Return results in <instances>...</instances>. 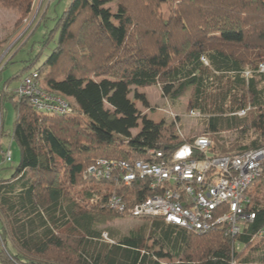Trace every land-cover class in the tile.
<instances>
[{"label":"trees","instance_id":"1","mask_svg":"<svg viewBox=\"0 0 264 264\" xmlns=\"http://www.w3.org/2000/svg\"><path fill=\"white\" fill-rule=\"evenodd\" d=\"M34 2L0 0V6L19 15V28ZM130 5L69 0L13 78L21 83L37 73L41 90L65 101L68 112L34 108L31 97L10 89L12 79L0 86V94H9L3 106L16 112L11 137L20 147L11 177L0 174V264H264V251L251 257L264 241V164L250 186L257 195L248 190L247 211L255 218L235 237L221 226L200 233L159 217L135 218L147 222L127 235L99 228L131 217L108 206L111 195L131 208L152 192L141 180L120 182L117 170L110 179L93 177L89 167L101 159L148 161L151 150L171 158L194 142L179 140L176 122L143 115L129 99L133 93L150 108L137 89L157 87L176 104L188 95L206 136L236 134L235 143L218 140L217 156L264 149V0Z\"/></svg>","mask_w":264,"mask_h":264},{"label":"built area","instance_id":"2","mask_svg":"<svg viewBox=\"0 0 264 264\" xmlns=\"http://www.w3.org/2000/svg\"><path fill=\"white\" fill-rule=\"evenodd\" d=\"M37 78V73L24 77L15 91L31 97L32 106L38 110L68 112L67 103L44 93ZM150 153L148 161L101 159L88 168L91 176L105 179L114 177L117 170L120 182L130 185L141 180L152 192L131 208L123 197L113 194L108 199L109 207L133 218H163L200 233L221 226L225 234L232 237L240 234L244 225L255 218L254 213L247 211L251 204L248 190L261 176L264 149L217 156L213 140L203 135L197 137L193 145L181 147L171 158L160 150ZM0 156L5 163L13 161L11 151H4L1 141ZM104 238L108 240L107 234Z\"/></svg>","mask_w":264,"mask_h":264},{"label":"rangeland","instance_id":"3","mask_svg":"<svg viewBox=\"0 0 264 264\" xmlns=\"http://www.w3.org/2000/svg\"><path fill=\"white\" fill-rule=\"evenodd\" d=\"M136 1L137 0H129V5H134ZM68 2L69 0H35L31 13L19 28H16V22L19 15L14 10H8L0 6V46L2 48V52L0 54V72L4 69V67H6L1 73V87L4 86L5 82H8L11 79L10 89H16L19 86L20 79L13 80V78H16V76L22 72L25 66V61H27L31 55L30 52H32V50L36 53L38 52L39 45L43 41L45 33L54 28L57 18L63 14ZM107 7H109L113 12L116 11L114 2L109 3ZM165 8L166 7H164V12H166ZM46 9L47 13L45 20L41 22L40 19L43 17L42 14ZM137 91L140 93L143 92L150 103V108L144 107L141 102L133 98V93H131L129 99L133 101L139 111L143 115L158 123L164 122L169 124L171 122H176L180 141L190 139L195 141L197 137L205 135L206 128L202 124L201 119L203 118L201 117V113H199V111L192 112L188 109V95L181 98L179 103L176 104L171 103L168 98H164L160 89L157 87L137 89ZM0 95V141L3 144L2 149H6V147H8L7 145H9L12 141L13 154V162L6 163V167L1 170L0 174L1 178H9L14 172V169H10L9 166H16L20 160V147L14 140H12L11 137L13 125L16 119V112L10 103H6V105L3 106L4 100H8L9 98V94L4 92ZM106 107L110 109L109 106ZM140 129L141 125L139 128L132 131L133 135L137 134ZM209 137L215 144L216 152L218 140L220 142L228 143H235L238 140V136L234 133H221L219 135H210ZM79 189L81 190L82 188L79 187ZM256 189L255 192L252 187L249 189L252 193L254 192V197L257 195ZM259 196L264 199L262 195ZM91 203L93 202H90L89 204ZM145 222L147 221L131 217H119L100 224L99 228L104 233L113 231L116 235H127L132 230L142 226ZM258 243L259 245L255 244L258 247L255 250L256 252H253L252 255L250 254L252 258L257 257L264 251V241H260ZM163 261L169 262L170 260L164 259Z\"/></svg>","mask_w":264,"mask_h":264},{"label":"crops","instance_id":"4","mask_svg":"<svg viewBox=\"0 0 264 264\" xmlns=\"http://www.w3.org/2000/svg\"><path fill=\"white\" fill-rule=\"evenodd\" d=\"M3 127H4V124H3ZM3 133H4V131H3ZM3 136V135H2ZM1 145L3 146V144L1 143ZM8 147H6V149H4V151L5 150H10L11 151V153H12V141H11V143L9 144V145H7ZM12 158H13V154H12ZM5 162H4V160H3V157L2 156H0V172H1V170L2 169H4L6 166H5Z\"/></svg>","mask_w":264,"mask_h":264}]
</instances>
